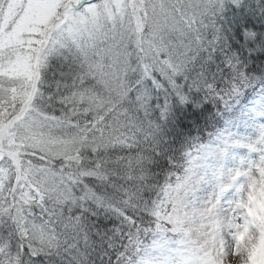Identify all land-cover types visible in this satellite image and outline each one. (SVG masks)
I'll use <instances>...</instances> for the list:
<instances>
[{"label":"snow or ice","instance_id":"6c2138e0","mask_svg":"<svg viewBox=\"0 0 264 264\" xmlns=\"http://www.w3.org/2000/svg\"><path fill=\"white\" fill-rule=\"evenodd\" d=\"M257 52L264 0H0V264H264ZM190 99L257 132L206 197L198 154L151 169Z\"/></svg>","mask_w":264,"mask_h":264},{"label":"trees","instance_id":"16d2710c","mask_svg":"<svg viewBox=\"0 0 264 264\" xmlns=\"http://www.w3.org/2000/svg\"><path fill=\"white\" fill-rule=\"evenodd\" d=\"M253 55L259 59L250 58L247 70L259 76L258 69L261 61H264V54L257 52ZM234 111V107L225 110L221 104L217 105L212 100L190 99L187 103L173 104L167 118L158 121L160 155L152 163V171L163 178L172 168L169 158L187 163L188 158L184 155L186 152H193L201 157L202 149L213 147L212 142H215V146H220L223 136H227L223 131L227 130L237 115Z\"/></svg>","mask_w":264,"mask_h":264},{"label":"rangeland","instance_id":"374dc122","mask_svg":"<svg viewBox=\"0 0 264 264\" xmlns=\"http://www.w3.org/2000/svg\"><path fill=\"white\" fill-rule=\"evenodd\" d=\"M221 105L224 107L223 104ZM233 107L234 113L237 115L233 118V123L228 125L227 130L223 131L227 136H223L220 146H215V142H212L213 147L202 149V156L197 161L205 174V182L200 191L201 196L206 197L213 192H219L221 187L230 183V175L233 170L244 167L246 158H257L256 153L250 152L247 147L243 146L249 137L257 135L256 130L245 123L248 109L251 106L241 105L237 101ZM259 123H264V120H260ZM237 141L241 143L238 144ZM235 194V186L226 193L229 198Z\"/></svg>","mask_w":264,"mask_h":264}]
</instances>
